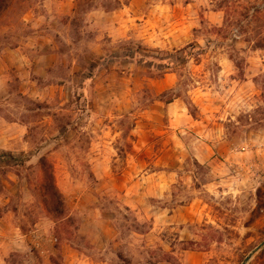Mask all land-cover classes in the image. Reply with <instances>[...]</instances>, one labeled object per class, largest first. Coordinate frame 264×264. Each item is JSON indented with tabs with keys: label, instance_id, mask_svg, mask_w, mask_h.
Wrapping results in <instances>:
<instances>
[{
	"label": "rangeland",
	"instance_id": "374dc122",
	"mask_svg": "<svg viewBox=\"0 0 264 264\" xmlns=\"http://www.w3.org/2000/svg\"><path fill=\"white\" fill-rule=\"evenodd\" d=\"M128 2L0 15V264H242L264 241V0Z\"/></svg>",
	"mask_w": 264,
	"mask_h": 264
},
{
	"label": "trees",
	"instance_id": "16d2710c",
	"mask_svg": "<svg viewBox=\"0 0 264 264\" xmlns=\"http://www.w3.org/2000/svg\"><path fill=\"white\" fill-rule=\"evenodd\" d=\"M8 3H9V0H0V15L2 14V12L8 7ZM190 56V54L188 55ZM174 100H169L168 103H172ZM9 158H14L13 155H10ZM42 162H45L44 159H42ZM46 174H47V178L49 180V184H48V190L50 191L49 192V197L48 198H52L56 203H57V206H58V209L56 210V212L59 214V215H63V206H64V201H63V198H62V195L60 194V192L58 191V188L56 186V183H55V174L54 172H51V171H48L46 170L45 171ZM61 207V209H60Z\"/></svg>",
	"mask_w": 264,
	"mask_h": 264
},
{
	"label": "crops",
	"instance_id": "0c3cea01",
	"mask_svg": "<svg viewBox=\"0 0 264 264\" xmlns=\"http://www.w3.org/2000/svg\"><path fill=\"white\" fill-rule=\"evenodd\" d=\"M138 1L139 0H129L128 3L123 4V6H122L123 9H121L119 11L129 13L131 10H136V9H134V4H137ZM119 11L116 10L115 12L118 13ZM135 13H136V11H135ZM175 105H176V102H172V103L168 104V110L173 109Z\"/></svg>",
	"mask_w": 264,
	"mask_h": 264
},
{
	"label": "water",
	"instance_id": "95a60500",
	"mask_svg": "<svg viewBox=\"0 0 264 264\" xmlns=\"http://www.w3.org/2000/svg\"><path fill=\"white\" fill-rule=\"evenodd\" d=\"M262 248H264V241L246 257L242 264H248L252 260L254 255L259 252Z\"/></svg>",
	"mask_w": 264,
	"mask_h": 264
}]
</instances>
